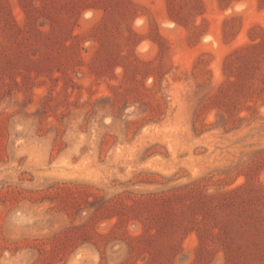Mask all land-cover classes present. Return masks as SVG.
Masks as SVG:
<instances>
[{
	"label": "rangeland",
	"instance_id": "374dc122",
	"mask_svg": "<svg viewBox=\"0 0 264 264\" xmlns=\"http://www.w3.org/2000/svg\"><path fill=\"white\" fill-rule=\"evenodd\" d=\"M6 2L0 264H264V54L241 50L264 38V0ZM187 184L240 187L203 242L179 206L159 233L95 212Z\"/></svg>",
	"mask_w": 264,
	"mask_h": 264
},
{
	"label": "trees",
	"instance_id": "16d2710c",
	"mask_svg": "<svg viewBox=\"0 0 264 264\" xmlns=\"http://www.w3.org/2000/svg\"><path fill=\"white\" fill-rule=\"evenodd\" d=\"M0 13L3 14L7 19L10 18V12L8 9V5L6 0H0ZM8 26V30L16 34L18 29H16V25H6ZM51 33L54 32V29L51 28ZM72 33L69 32L67 35V39L63 42L61 45L62 51L67 52L72 45H68V39L73 38ZM241 50L250 55H256L259 57L260 55L264 54V38L261 39L259 42L254 43L252 45H247ZM245 54V55H246ZM56 61V59H52L51 63ZM57 64L61 67H67L72 66L75 64L74 59H64V61L57 60ZM249 63H246L244 61L243 64H241L237 69L239 71L238 74L235 76H239V74L245 69H247ZM228 84L233 85L232 81H228ZM166 182L164 183H158V182H148L146 184H160V185H166L171 180L165 179ZM145 183V182H141ZM239 188L228 192L227 194L223 196H214L209 195L207 193L202 192H196L191 185H183L179 187H175L172 189H169L165 192H161L162 195H160L157 198L153 199H147V200H138L134 202L132 205H127L126 203H119L117 205L109 206V204L105 201H101V203L98 205V207L95 209V212L97 213L99 210L107 211L108 208L112 207L113 209L117 210V212L112 216V218L116 219V222L114 223V229H122L123 223L125 221H129L130 219L140 218L143 220L144 227H147V232L151 230H156L157 233L161 232L164 227L169 223L170 216L174 208L179 206L182 209H185L189 213L190 220L188 221V224H193V229L196 226V231L198 232L200 241L203 242L205 239V235H208V231L217 228L212 227L211 229H206V224L204 223L205 220H208L207 218L211 216V213H213L215 210L220 209L222 207L231 205L233 203V200L235 199V195L237 193V190ZM256 199L259 202H262L264 204V192L262 190H256ZM100 201V200H99ZM87 205L89 203H86ZM84 208H92L85 206ZM200 218V220H198ZM86 225H83L82 227H73L72 230L75 231H83L85 229ZM218 229V228H217ZM219 232L223 231L222 229H218ZM85 233V232H83ZM123 234H126L125 232ZM147 235V234H146ZM97 237H102L101 235L97 234ZM153 235L148 234V236H138V237H131L128 235V238L132 241V245H130V249L132 251L138 250L140 245H143L146 243L147 238H151ZM229 261V260H228Z\"/></svg>",
	"mask_w": 264,
	"mask_h": 264
},
{
	"label": "bare ground",
	"instance_id": "6f19581e",
	"mask_svg": "<svg viewBox=\"0 0 264 264\" xmlns=\"http://www.w3.org/2000/svg\"><path fill=\"white\" fill-rule=\"evenodd\" d=\"M236 7V9H240L241 7H242V5L241 4H238V5H235ZM243 8V7H242Z\"/></svg>",
	"mask_w": 264,
	"mask_h": 264
}]
</instances>
